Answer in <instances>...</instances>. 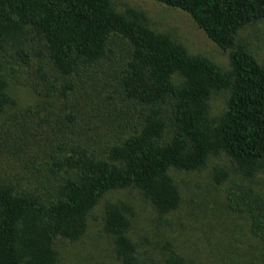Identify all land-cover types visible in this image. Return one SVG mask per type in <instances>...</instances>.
I'll return each mask as SVG.
<instances>
[{"label": "trees", "instance_id": "1", "mask_svg": "<svg viewBox=\"0 0 264 264\" xmlns=\"http://www.w3.org/2000/svg\"><path fill=\"white\" fill-rule=\"evenodd\" d=\"M153 1L189 14L231 68L113 0H0V114L16 105L11 80L37 97L0 130V264H60L57 241L81 240L120 190H139L169 224L183 199L172 172L203 170L222 153L240 177L230 208L264 244V63L240 39L264 21V0ZM223 91L227 111L212 119ZM212 173L218 185L231 178L226 165ZM104 204L121 264H158L130 235L135 206ZM163 249V264H188L171 242Z\"/></svg>", "mask_w": 264, "mask_h": 264}, {"label": "rangeland", "instance_id": "2", "mask_svg": "<svg viewBox=\"0 0 264 264\" xmlns=\"http://www.w3.org/2000/svg\"><path fill=\"white\" fill-rule=\"evenodd\" d=\"M113 1L118 11L125 7L143 11L153 30L170 34L185 44L190 53L205 55L225 70L231 68L229 54L214 44L186 12L153 0ZM240 39L264 63V21L247 26ZM11 81L10 92L16 105L0 114V130L8 113L32 106L37 100L30 88L18 80ZM228 98L227 91L213 94L212 119L220 118L227 111ZM218 164L226 165L231 171V178L222 185L213 181L212 171ZM172 173L181 186L183 199L180 207L169 215V224H158L155 210L137 189L116 191L105 198V201L125 200L135 206L130 235L144 257L163 264V246L169 241L188 264H264V244L251 233L248 217L230 208L228 189L240 177L225 153L211 157L203 170ZM260 181L263 183V179ZM105 201L92 212L88 230L81 240L57 241L60 264H121L111 239L103 232Z\"/></svg>", "mask_w": 264, "mask_h": 264}]
</instances>
